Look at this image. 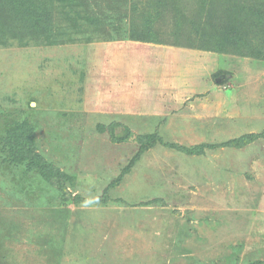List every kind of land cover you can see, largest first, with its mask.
<instances>
[{
	"label": "rangeland",
	"instance_id": "rangeland-1",
	"mask_svg": "<svg viewBox=\"0 0 264 264\" xmlns=\"http://www.w3.org/2000/svg\"><path fill=\"white\" fill-rule=\"evenodd\" d=\"M42 1L0 0V264H264V47L198 34L242 0Z\"/></svg>",
	"mask_w": 264,
	"mask_h": 264
},
{
	"label": "trees",
	"instance_id": "trees-1",
	"mask_svg": "<svg viewBox=\"0 0 264 264\" xmlns=\"http://www.w3.org/2000/svg\"><path fill=\"white\" fill-rule=\"evenodd\" d=\"M5 5H10L13 12L20 13L25 7L27 10L26 16L29 21L39 22L41 20V26L38 29H46L49 26L48 19L50 12L44 7L42 0H3ZM244 1V2H242ZM235 4H229L225 1V5L222 6L221 16L218 23L212 22L207 18V23L213 26L212 31H208V27H204L202 34L203 39H207V44H215L216 47H222L221 50H228L226 47L231 45L236 47L249 45L254 41L259 42L264 47V0H242ZM40 25V24H39ZM250 25L251 32H247V27ZM50 30V28L48 29ZM250 34H253L251 38ZM137 39H144V34L141 33ZM228 51H240L241 49H232ZM264 134L255 135L249 134L239 139L226 142L227 146H242L252 141L253 139L262 136ZM259 264V263H254Z\"/></svg>",
	"mask_w": 264,
	"mask_h": 264
},
{
	"label": "clouds",
	"instance_id": "clouds-1",
	"mask_svg": "<svg viewBox=\"0 0 264 264\" xmlns=\"http://www.w3.org/2000/svg\"><path fill=\"white\" fill-rule=\"evenodd\" d=\"M100 203L98 196L88 195L82 202L81 208L82 209H92L98 206Z\"/></svg>",
	"mask_w": 264,
	"mask_h": 264
}]
</instances>
